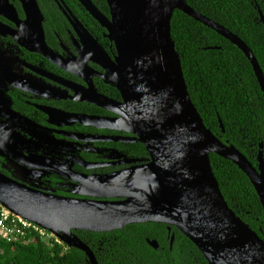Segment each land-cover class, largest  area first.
<instances>
[{
  "label": "water",
  "instance_id": "1",
  "mask_svg": "<svg viewBox=\"0 0 264 264\" xmlns=\"http://www.w3.org/2000/svg\"><path fill=\"white\" fill-rule=\"evenodd\" d=\"M19 1L27 32L30 35L35 31L39 47L47 49L37 1ZM77 1L107 31L106 37L115 47L117 55L111 60L82 30L92 43L93 57L97 58L93 61L106 70L105 82L122 96L123 103L117 105L118 123L137 136L150 162L101 179L103 197L118 198V202L55 197L0 174V204L52 233L67 248L83 252L88 264L98 263L73 232L106 233L144 223L166 225L168 234L175 228L199 250L207 264H264V240L229 208L209 158L210 154L219 156L243 172L264 211L263 145L253 165L205 127L187 92L171 38L173 12H183L236 46L250 62L264 98V76L252 51L236 35L190 8L185 0H105L110 19L90 0ZM259 17L264 25L260 11ZM90 185V190L100 186L94 182ZM173 241L171 234L170 249ZM146 242L158 249L156 240Z\"/></svg>",
  "mask_w": 264,
  "mask_h": 264
},
{
  "label": "flooded vegetation",
  "instance_id": "2",
  "mask_svg": "<svg viewBox=\"0 0 264 264\" xmlns=\"http://www.w3.org/2000/svg\"><path fill=\"white\" fill-rule=\"evenodd\" d=\"M36 1L47 49L39 47L35 31L27 32L20 1L0 0V174L55 197L118 202L103 197L101 179L150 158L118 123L122 96L105 82L106 70L93 61L82 30L111 60L115 47L77 0ZM104 16L110 19L109 12ZM91 182L100 186L90 190ZM76 232L81 240L85 231ZM89 237L81 241L95 256L100 248L93 250Z\"/></svg>",
  "mask_w": 264,
  "mask_h": 264
},
{
  "label": "trees",
  "instance_id": "3",
  "mask_svg": "<svg viewBox=\"0 0 264 264\" xmlns=\"http://www.w3.org/2000/svg\"><path fill=\"white\" fill-rule=\"evenodd\" d=\"M197 13L236 35L252 51L264 76V0H185ZM108 16L105 0H91ZM171 38L179 55L189 97L203 124L222 143L233 146L251 164L264 157V98L243 53L216 32L183 12H173ZM220 123L223 126L224 132ZM212 172L230 209L264 240V211L249 179L230 161L210 154ZM74 234L77 232H73ZM174 241L170 249V235ZM93 238L98 264H207L178 230L166 225H128L106 233L81 232ZM89 237V238H90ZM156 240L158 249L146 240ZM101 245V246H100ZM86 256L65 245L7 243L0 239V264H88Z\"/></svg>",
  "mask_w": 264,
  "mask_h": 264
},
{
  "label": "built area",
  "instance_id": "4",
  "mask_svg": "<svg viewBox=\"0 0 264 264\" xmlns=\"http://www.w3.org/2000/svg\"><path fill=\"white\" fill-rule=\"evenodd\" d=\"M38 237L42 242L64 245L55 235L19 216L0 204V239L7 243L29 244Z\"/></svg>",
  "mask_w": 264,
  "mask_h": 264
}]
</instances>
